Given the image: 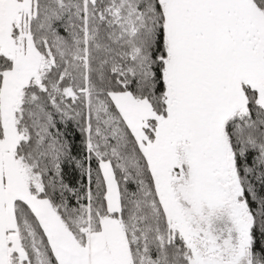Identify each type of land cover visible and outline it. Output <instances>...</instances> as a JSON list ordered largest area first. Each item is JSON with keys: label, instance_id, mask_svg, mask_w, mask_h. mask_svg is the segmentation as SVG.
I'll list each match as a JSON object with an SVG mask.
<instances>
[{"label": "snow or ice", "instance_id": "snow-or-ice-1", "mask_svg": "<svg viewBox=\"0 0 264 264\" xmlns=\"http://www.w3.org/2000/svg\"><path fill=\"white\" fill-rule=\"evenodd\" d=\"M0 264H264V0H0Z\"/></svg>", "mask_w": 264, "mask_h": 264}]
</instances>
